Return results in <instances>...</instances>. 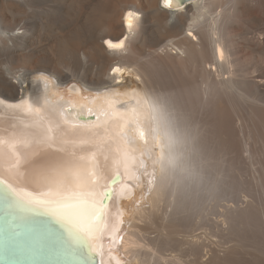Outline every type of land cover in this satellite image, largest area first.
Returning <instances> with one entry per match:
<instances>
[{
    "label": "bare ground",
    "instance_id": "6f19581e",
    "mask_svg": "<svg viewBox=\"0 0 264 264\" xmlns=\"http://www.w3.org/2000/svg\"><path fill=\"white\" fill-rule=\"evenodd\" d=\"M173 5L0 0V58H10L0 68V137L26 141L17 146L21 164L8 153L0 159V180L20 197L11 198L22 215L47 213L28 201L99 204L111 189L93 233L97 255H83L97 264H264V0ZM109 105L124 111L127 126L105 115ZM81 114L95 120L83 121ZM62 121L76 129L65 139L74 141L77 155L99 151L111 160L117 148L128 151L118 168L123 178L111 183L116 169L106 165L97 194L41 168L44 158L33 155L39 151L34 124ZM220 153L247 166L233 172L245 186L237 200L221 195L231 174L215 161ZM165 199L185 211L219 203L225 233L219 223L217 233H184L171 220L165 238L146 242L142 225L153 210L161 212ZM84 212L87 220L89 209ZM179 212L165 216L170 221L172 214L183 216ZM53 218L80 250L73 228ZM231 222L236 238L227 234Z\"/></svg>",
    "mask_w": 264,
    "mask_h": 264
},
{
    "label": "snow or ice",
    "instance_id": "6c2138e0",
    "mask_svg": "<svg viewBox=\"0 0 264 264\" xmlns=\"http://www.w3.org/2000/svg\"><path fill=\"white\" fill-rule=\"evenodd\" d=\"M166 7L172 8L173 0H163ZM178 6V0L177 5ZM132 13H129L131 16ZM110 47L119 48L123 46V41L120 44L113 45L111 42L106 41ZM37 79L45 80L46 77L40 74ZM112 108L110 113H105L109 118H119L124 121L127 126V120L124 117V111L116 109L115 106L109 105ZM27 111L32 112L31 106H27ZM39 113V109H35ZM34 142L39 146V151L33 153L34 156H41L44 159L41 161V168L55 171L59 175L63 176L67 181V184L72 187H81L87 190L97 192L99 185L97 184V177L102 176L106 165H110L113 169H116L113 176L115 181L117 178L122 179L118 168L121 164H126L128 158V151H121L116 149V154L109 160L103 152L90 151L87 156L77 155V152L73 150L74 141L65 139V137L75 134V127L69 125L67 121L62 122H50L46 126H41L39 123L34 124ZM122 142L127 145V137H122ZM18 145H26V141L20 139L14 135L0 137V159L3 158L5 153L16 158L17 165L22 163L20 153L17 151ZM72 145L73 147H70ZM54 156V159H46L49 155ZM99 156V159H98ZM24 162H27L26 160ZM2 183V182H0ZM8 189L10 197L14 199H20L18 194L11 189L10 186L5 185ZM112 195L111 189H108L106 196ZM32 207H40L43 211L47 212L53 217L69 224L77 238L83 243V247L80 249L82 255H97L96 248L92 241L94 239L93 233L98 231L99 224L103 220V205L106 200L102 199L99 204L94 201L80 200L70 204H58L57 201H28ZM89 209V213L86 220L84 209Z\"/></svg>",
    "mask_w": 264,
    "mask_h": 264
},
{
    "label": "water",
    "instance_id": "95a60500",
    "mask_svg": "<svg viewBox=\"0 0 264 264\" xmlns=\"http://www.w3.org/2000/svg\"><path fill=\"white\" fill-rule=\"evenodd\" d=\"M80 119L94 121L95 116L81 114ZM0 182V264H97L68 243L65 229L49 214L33 209L22 215Z\"/></svg>",
    "mask_w": 264,
    "mask_h": 264
},
{
    "label": "rangeland",
    "instance_id": "374dc122",
    "mask_svg": "<svg viewBox=\"0 0 264 264\" xmlns=\"http://www.w3.org/2000/svg\"><path fill=\"white\" fill-rule=\"evenodd\" d=\"M7 57H8L7 55H2L0 58V68L2 70H5V68H7L8 65L10 64V58L9 57L7 58ZM192 110H193L192 111L193 116H195V114L197 113L196 112L197 110L196 109H195L196 111L194 109H192ZM223 155L224 154L220 153L219 154L220 158H218V159L215 158V161L219 164V168L222 170L223 174L229 173V174H231V176H229L228 185H225L226 190H224V192H221V195L229 196L230 198L237 200L241 197L243 190H245V186H243V184H241L236 179V177L233 176V172L237 171L239 169L243 172H246V171H248V169L246 168L247 166H245V164L243 163V161L241 159H239V160L243 164L236 162L237 159L236 160L235 159H229L228 157L226 158ZM237 164L240 167L237 168ZM226 179H228V178L226 177ZM223 197L224 196H221L220 203H222V204L227 203L226 201H224L222 199ZM160 204L162 206L161 212H155V210H153V215L155 214V216L153 218H151V215H149L150 218H149L148 222L144 221V224L142 225L143 229L145 230V231H143V233L146 235V237H148V238L150 237L149 239L146 240V242L149 243L152 241L150 244L153 243V240L155 239V237L157 238L159 236L158 234H161L163 236V238H165L164 236H166V232H167L165 227L166 228L168 227V225L171 223V220H172V222L174 220L178 224V227L179 228L181 227L180 230L184 233H195V234H197V233H203L205 231H208V233H210V234H212V232L217 233V232H215V228H217L216 225L218 223H219V226L223 225L220 222V221L224 220V215L222 213L223 209H222V207L219 206V203L216 204L215 206H210L207 209H204L203 206L201 205V207L195 206L192 209H189L187 211H185L184 209H181V207H182L181 203H175L172 201V199H165ZM176 210L180 211L179 214L183 213V214H181L183 216H175V214H172L173 216L171 215V218L169 221V216H165V214L169 215V213H172ZM187 214H188V216H187ZM163 218H165V222H163ZM233 220H235V224H236V219L234 218ZM145 223H147V224H145ZM235 224H233V222H231V228H233V230H231V228H230L229 229L230 233H227L229 236L231 235L234 238L237 237V232H236L237 226H235ZM162 227H163L164 231H163ZM159 228H160V230H159ZM206 228H207V230H206ZM222 228H225V226H221V228H219L220 233L224 234L225 232H223L221 230ZM161 230L163 231L162 233H161ZM199 230H201V232H199ZM162 236H159V237L161 238ZM226 237H227V235H226ZM178 243H179V246H181V242L176 241L177 245H178ZM151 256H153V255H151ZM151 256H149L150 259H151ZM130 264H134V263L130 262Z\"/></svg>",
    "mask_w": 264,
    "mask_h": 264
}]
</instances>
